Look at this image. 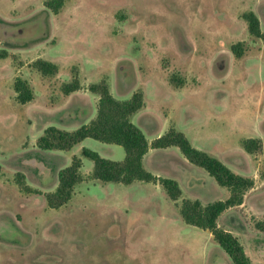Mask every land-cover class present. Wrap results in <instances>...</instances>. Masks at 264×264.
I'll return each instance as SVG.
<instances>
[{
  "label": "rangeland",
  "instance_id": "rangeland-1",
  "mask_svg": "<svg viewBox=\"0 0 264 264\" xmlns=\"http://www.w3.org/2000/svg\"><path fill=\"white\" fill-rule=\"evenodd\" d=\"M46 1L0 0V264H234L208 230L179 212L183 199L206 205L230 191L177 147L150 150L144 164L179 181L174 201L158 183L93 178L82 148L121 161L120 145L86 138L62 151L36 141L48 126L73 131L89 123L99 99L89 86L105 81L116 99L143 94L131 120L150 142L181 131L194 147L256 178L255 194L264 193V42L242 17L255 12L264 32V0H63L57 13ZM238 42L241 57L231 50ZM38 59L55 63L57 74L42 75L33 67ZM16 77L30 84L29 103L17 102ZM75 78L80 89L64 94ZM247 138H259L262 149L247 153ZM74 156L83 179L67 204L49 208L45 194ZM18 173L31 191L19 187ZM253 194L241 209L223 212L219 227L256 228L264 196ZM259 242L264 248V237Z\"/></svg>",
  "mask_w": 264,
  "mask_h": 264
},
{
  "label": "trees",
  "instance_id": "trees-1",
  "mask_svg": "<svg viewBox=\"0 0 264 264\" xmlns=\"http://www.w3.org/2000/svg\"><path fill=\"white\" fill-rule=\"evenodd\" d=\"M62 4L63 0L45 2V5L55 13ZM242 17L247 23L249 33L264 42V32L255 12H244ZM231 50L236 57H241L244 51L243 43L233 44ZM5 57V53L0 54V58ZM33 67L44 76L55 75L58 72V66L45 59L36 60ZM13 88L18 103L26 104L33 100V90L27 80L16 77ZM79 89L80 83L76 78L62 86V91L66 95ZM89 91L99 96L96 116L89 123L73 131L48 126L36 141L38 148L68 151L86 138L120 145L125 151V157L121 161L106 159L96 151L82 148L81 154L93 161L94 179L121 184H130L134 181L158 183L170 199L177 201L182 196L179 183L172 178L156 176L144 166V157L150 149L177 147L190 163L203 168L220 186L230 191L227 199L206 205L198 199H183L179 207L183 221L188 225L208 230L234 264H252L238 237L219 227L217 220L225 210L243 203L244 195L253 187L254 181L234 172L217 157L194 147L183 132L174 128L150 142L144 132L131 120V117L144 106L142 93L136 92L127 100H119L112 95L105 81L91 84ZM242 146L247 153L253 154L262 149V141L259 138H247L243 140ZM81 166V158L74 156L71 164L59 171L56 189L45 194L49 208H59L71 200L74 187L83 179ZM16 181L21 189L31 191L25 184L23 173L16 175ZM255 226L264 232V220L256 222Z\"/></svg>",
  "mask_w": 264,
  "mask_h": 264
},
{
  "label": "crops",
  "instance_id": "crops-1",
  "mask_svg": "<svg viewBox=\"0 0 264 264\" xmlns=\"http://www.w3.org/2000/svg\"><path fill=\"white\" fill-rule=\"evenodd\" d=\"M170 148H172V147H169V148H165V149H170ZM150 150H152V149H150ZM150 150L148 151V153L145 155V157H144V164H145V162H146V158L148 157V155H149V153H150ZM145 166V165H144ZM238 172H240L241 173V175L242 174H244V176H247L245 173H243V172H241L240 170H238ZM176 180V179H175ZM177 181V180H176ZM178 183H179V181H177ZM180 186V185H179ZM257 179L256 178H254V186H253V188L249 191V192H247V194L245 195V199H244V201H243V203L241 204V205H238V206H234V207H231V208H229V209H227V210H225L226 211V213H229V211H230V213L232 212V211H234L235 209H241L242 207H244V205L246 204V199H247V197H248V195L251 193H254L253 195H252V197H253V199H255V200H258L259 198H261V197H263L264 196V193H262V192H257L256 194H255V191H256V189H257ZM256 208V211H258V208L257 207H255ZM253 209V208H252ZM254 210V209H253ZM224 211V212H225ZM223 214V213H222ZM221 214V215H222ZM220 215V216H221ZM224 215V214H223ZM219 216V217H220ZM234 219H236V218H234ZM231 220V219H230ZM237 222V221H236ZM231 224H232V222H231ZM223 229H225V230H228V231H230L231 233H233L235 236H237L238 237V239L240 240V242L242 243V245L244 246V249H245V252H246V254L248 255V257L250 258V260H251V263L252 264H264V256H263V254H261V251H264V248H263V245H261V242H259L260 240H261V238L262 237H264L263 235H264V232H262V231H260V230H258V229H256L254 226H251L249 229H247V230H243L242 229V227L240 226V224H237L236 226L234 225V224H232L231 226H228V227H226L225 226V228H223ZM211 234V233H210ZM212 235V234H211ZM212 238H213V236H212ZM249 246V248H250V252H248L247 251V249H246V246Z\"/></svg>",
  "mask_w": 264,
  "mask_h": 264
}]
</instances>
